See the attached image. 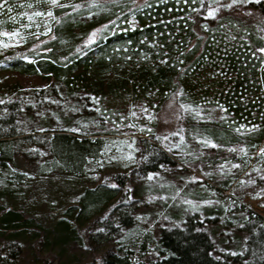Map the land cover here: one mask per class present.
<instances>
[{
	"label": "trees",
	"instance_id": "trees-1",
	"mask_svg": "<svg viewBox=\"0 0 264 264\" xmlns=\"http://www.w3.org/2000/svg\"><path fill=\"white\" fill-rule=\"evenodd\" d=\"M140 1L143 3L137 5ZM177 3L181 5L178 9L186 11L181 16L175 14ZM252 5L264 13V0L249 6ZM210 7L209 0H81L76 7L56 10V25L49 44L72 50L70 62L43 54L45 59L38 62L34 61L35 55L32 61L16 59L8 64L11 70L23 75H42L49 83L28 96L0 104V180H5V190L0 196L18 192L27 181V175L19 171L21 156L42 158L38 168L42 176L59 172L82 179L88 173L101 172L108 167L113 151L108 147L113 143L106 138L89 136L110 133L107 124L115 121L114 110L104 104L107 100H120L130 86L144 94L159 91L163 104L172 99L182 113L195 110L201 99L196 92L186 91L182 81L212 50V28L206 29L214 22L207 16ZM137 19V26L132 27L131 21ZM118 25L120 27L115 29ZM95 31L101 37L90 44ZM259 45L257 39L253 44L243 41L222 56L227 72L233 73L240 84L234 88L235 92L230 90L223 98L221 95L218 110L234 109L231 94L242 95L249 87L254 88L255 95L260 93L263 85L259 79L260 68L264 67V58L256 51ZM25 98L30 99L27 102ZM257 98L259 101L251 99L242 106L248 118L260 123L257 131L239 135L242 130L239 120H232L233 123L221 120L213 129L197 121L192 123L193 130H203L217 142H225L230 147L228 160L240 164L243 171L255 166L264 169V97L258 95ZM45 109L58 114L67 112L64 127L49 131L46 138L26 135L22 118L27 113ZM234 118L241 120L237 114ZM89 125L93 130H107L91 132L86 130ZM141 146L139 150L137 144L135 160L129 168L115 173L106 184L87 190L79 207L66 212L83 222L99 214L106 215V209L113 206L110 214L114 222L104 221L102 230L89 241L108 245L115 240V246L93 264H264V217L245 207L242 208L245 217L236 224L238 226L239 222V229L247 235L245 249L224 258L214 255L213 236L202 229V222L195 220L196 216L188 217L181 227L163 228L159 233L145 223L140 224L129 207L126 189L130 179L137 174L146 177L158 173L162 167L174 163L158 144L145 142ZM35 147L39 150H34ZM45 153L49 155L47 158L43 157ZM113 165H116L114 160ZM232 185L233 181L228 180L224 189L227 191ZM218 194L223 195V191ZM22 217L21 213L0 205L4 229H26L31 222L22 221ZM123 229H127V233H122ZM20 255L19 246L7 247L0 253V264H19ZM150 255H155L156 259H150Z\"/></svg>",
	"mask_w": 264,
	"mask_h": 264
},
{
	"label": "rangeland",
	"instance_id": "rangeland-1",
	"mask_svg": "<svg viewBox=\"0 0 264 264\" xmlns=\"http://www.w3.org/2000/svg\"><path fill=\"white\" fill-rule=\"evenodd\" d=\"M80 1L0 0V104L18 96H28L49 83L42 75L28 76L11 70L9 62L16 59L32 61L35 55L37 59L34 61L38 62L45 59L43 54L70 62L72 50H62L49 43L56 25V10L76 7ZM209 1L211 7L207 16L214 22L209 23L206 29L212 28V50L203 62L190 69L182 81L186 91L196 92L200 97V105L195 110L182 113L172 99L163 104L159 91L151 90L144 94L132 86L122 93L120 100H107L104 106L114 110L115 121L107 124L108 130H93L91 125L86 130L110 132L89 136L106 138L113 143L108 147L113 150L109 165L101 172L88 173L82 179L59 172L42 176L38 173L42 158L21 156L19 171L27 175V181L18 192L2 194L0 205L21 213L22 221L30 220L31 223L23 231H16L12 227L4 229L0 219V253H4L7 247L19 246V264H93L99 261L113 250L116 242L99 245L91 243L89 238L102 230L104 221L114 222L115 218L110 214L113 206L106 209V215L99 214L83 222L66 212L79 207L87 190L106 184L115 173L124 167L129 168L135 160L137 144L140 150L145 142L158 144L174 163L162 167L158 173L146 177L137 174L130 179L126 189L129 207L139 223H145L159 233L163 228L181 227L188 217L196 216L195 220L202 222V229L213 236L216 257L234 256L245 249L247 235L239 229V222L246 215L242 208L264 217V169L255 166L252 170L243 171L240 164L228 160L230 147L225 142H217L203 130H193L192 123L197 121V124L210 125L213 129L221 120H231L232 123V120H239L241 136L260 127V123L245 115L242 106L251 99L252 102L259 101L258 95L264 97V67L260 68L259 79L263 85L259 94L255 95L254 88L249 87L242 95L231 94L232 111L228 112L224 106L220 111L217 107L220 106L221 95L226 97L240 84L233 73L227 72L222 56L243 41L253 44L257 39L261 46L256 51L264 58V13L256 5L249 6L263 0ZM142 3L140 1L137 5ZM180 6L177 3V16L186 12L184 8L178 9ZM142 15L147 17L144 13ZM135 21H131L132 27L137 26L138 19ZM93 33L90 44L101 37L98 31ZM29 99L25 98L27 102ZM236 114L241 120L234 118ZM67 117V112L58 114L45 109L27 113L21 122L26 135L46 138L49 131L61 130L59 128L64 127ZM79 122L83 125L81 120ZM69 133L80 136L76 132ZM48 156V153L43 154L44 158ZM113 160L116 165H113ZM228 180H232L233 185L226 191L224 185ZM4 181L0 180V193L5 190ZM218 191H223V195ZM126 230L123 229L122 233ZM150 259H156V256L150 255Z\"/></svg>",
	"mask_w": 264,
	"mask_h": 264
},
{
	"label": "snow or ice",
	"instance_id": "snow-or-ice-1",
	"mask_svg": "<svg viewBox=\"0 0 264 264\" xmlns=\"http://www.w3.org/2000/svg\"><path fill=\"white\" fill-rule=\"evenodd\" d=\"M51 2L52 3H57L58 2V0H51ZM37 15H39V13H37ZM49 15H51V13H49ZM209 15H213L212 13H209ZM93 36H95V33H93ZM213 147H215V145H212ZM113 187H115L114 185H113Z\"/></svg>",
	"mask_w": 264,
	"mask_h": 264
}]
</instances>
